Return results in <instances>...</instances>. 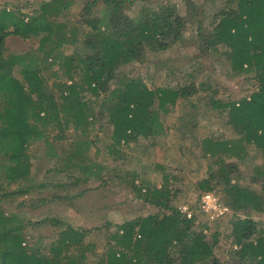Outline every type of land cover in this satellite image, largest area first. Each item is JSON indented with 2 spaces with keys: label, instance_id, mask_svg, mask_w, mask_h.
I'll return each mask as SVG.
<instances>
[{
  "label": "trees",
  "instance_id": "trees-1",
  "mask_svg": "<svg viewBox=\"0 0 264 264\" xmlns=\"http://www.w3.org/2000/svg\"><path fill=\"white\" fill-rule=\"evenodd\" d=\"M83 1L76 14L75 0L41 1L28 13L0 7V264H264V223L253 219L264 214V0H218L209 14H196L189 39L186 17L164 0ZM127 8L135 9L133 16L118 15ZM9 36L37 45L9 52ZM176 44L193 47L199 60L220 59L228 77L247 85L236 98L202 96L232 135L200 140L208 169L195 187L200 195H219L229 209L214 221L180 213L169 170L151 181L119 163L123 149L165 136L162 117L199 93L191 83L149 88L123 71L146 64L169 78L177 69L151 57ZM99 131L106 133L103 146ZM252 153L261 162L248 166L250 183H242L239 163ZM39 158L51 167L37 181ZM90 181L127 186L151 212L93 230L45 217L53 235L33 238L26 229L42 222L9 210L48 185ZM84 193L39 200L72 207ZM213 223L225 226L227 249L221 250L217 230L209 232ZM92 232L103 236L101 244L89 239Z\"/></svg>",
  "mask_w": 264,
  "mask_h": 264
},
{
  "label": "rangeland",
  "instance_id": "rangeland-1",
  "mask_svg": "<svg viewBox=\"0 0 264 264\" xmlns=\"http://www.w3.org/2000/svg\"><path fill=\"white\" fill-rule=\"evenodd\" d=\"M41 1L45 0H0V7L5 3L8 8L12 5L22 12L28 13ZM164 2L175 4L180 14L186 17L184 37L189 39L193 35L197 21L196 14L200 10L209 14L216 7L218 0H208L206 3H201V0H164ZM83 4V0H75L72 12L78 13ZM134 11L135 9L127 8L120 10L118 15L133 16ZM5 45L9 52L19 53L35 48L37 42L35 39L23 40L19 37L9 36L6 38ZM70 51L71 49H68L66 52L70 53ZM151 58L152 61L161 60L165 67L170 66V68H176L177 71L169 78H165L162 70L142 64L129 66L123 70L124 73L140 77L149 88L191 83L198 86L200 90L193 98L186 101L179 100L176 107L162 117L167 129L165 136L155 140L141 141L139 144L132 145L130 150L123 149L122 159L119 163L122 168L135 170L151 181H158L161 172L164 169L169 170L176 176L172 185L178 191L179 206L189 204L195 210L200 197L195 183L206 175L208 169V160L202 157L200 140L206 137L225 140L232 136L224 121L209 109L207 99L202 96L216 92L215 96L219 98L226 95L236 98L245 93L247 85L241 78L228 77L226 65L220 59L207 57L199 60L194 54V48L188 45L176 44L166 52ZM191 104H194L195 107H192ZM95 133L96 131L93 132V134ZM97 133L100 139L99 145L103 146L106 141V133L104 131ZM260 159L259 156L252 153L244 164L239 163L240 170H245L247 178L242 183H250V167L248 166L259 164ZM50 167L49 160L45 158L36 160L33 166L35 179L40 181L45 171ZM256 188L258 189V187ZM80 190H85V193L73 201L72 207L64 202L42 203L39 200L55 192L72 196ZM215 195L219 198V195ZM20 201L21 199H18L13 202L9 210L19 213L20 216L32 223L42 222L45 217H56L79 230H93L103 226L106 222L119 223L125 219L151 212V208L137 200L127 186L119 185L114 181H109L103 187H99V182L96 181L80 184L77 187L57 188L48 185L42 191L25 197L24 205L18 207L17 204ZM196 216L198 220L203 219L197 213ZM253 219L264 223V214L253 216ZM215 230L219 232L221 250L227 249L228 241L221 239L226 234L225 226L217 227L213 223L210 225L209 232L212 233ZM26 233L33 238H48L53 235L54 229L49 224L42 222L28 227ZM89 239L100 242V244L104 240L103 236L96 232H92Z\"/></svg>",
  "mask_w": 264,
  "mask_h": 264
},
{
  "label": "built area",
  "instance_id": "built-area-1",
  "mask_svg": "<svg viewBox=\"0 0 264 264\" xmlns=\"http://www.w3.org/2000/svg\"><path fill=\"white\" fill-rule=\"evenodd\" d=\"M179 211L187 219H191L193 216H196L197 213L208 221H214L223 217L229 212V209L216 195L212 193H202L196 203L195 210L191 205L183 204L179 206Z\"/></svg>",
  "mask_w": 264,
  "mask_h": 264
}]
</instances>
